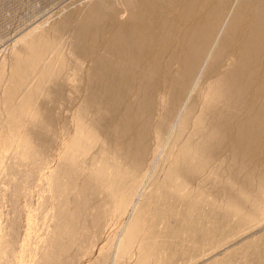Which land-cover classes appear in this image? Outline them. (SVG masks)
Masks as SVG:
<instances>
[{"label": "bare ground", "instance_id": "6f19581e", "mask_svg": "<svg viewBox=\"0 0 264 264\" xmlns=\"http://www.w3.org/2000/svg\"><path fill=\"white\" fill-rule=\"evenodd\" d=\"M87 11L77 21L71 44L74 51L86 50L87 58L91 59L85 71L87 97L84 105L91 109L100 104L103 110L90 127L88 124L85 127L81 120L77 132L83 133L84 130L85 133H94L91 139L100 136L105 141L114 139L116 149L114 151L107 147L103 150L105 155L102 159L108 168L101 163V167L90 172V175L102 176L94 181L95 184L88 185L98 192L99 186L103 187L108 196V202L97 207L92 224L97 227L99 218L108 216L110 202L118 198L119 191L126 189L129 192L127 197L119 195L120 209L136 197L132 209L134 212L138 207V212L131 214L127 222L126 236L121 240V246L125 249L131 246L143 227L150 201H153V209H156L152 211L151 221L160 216L164 218L162 222H167L176 216L178 229L183 234L198 237L202 253L244 243L237 241L264 224V172L256 178L257 171L264 166V0H99ZM61 25L55 27L56 32L53 31L58 35L54 33L55 36L51 37L56 42L64 30ZM46 35H39L28 44V57L31 59L28 66L25 67L22 59L16 61L15 78L18 81H26L37 75L39 85L50 79L60 86L61 83L64 85L65 61L60 63L56 72L53 71L58 61L57 49H53L57 47L54 46L56 43L51 45L54 40L49 44L52 47L48 46L53 56L43 63L44 55L39 47L51 42L50 36ZM76 64L74 69L78 71L81 66ZM202 86L206 88V98L201 107H196V98L191 100L190 94L195 89L199 92ZM11 89H5V103L10 107L8 124L19 118V113L15 111L19 104L14 103ZM160 91L167 96L161 101L157 99ZM36 94L37 90L34 92ZM29 95L32 96V93ZM33 115L39 119L40 111L35 110ZM107 119L109 124L106 126L104 122ZM34 127L31 131H25L33 143L43 138V133ZM113 129V134H110ZM75 136L78 137V134ZM77 137L74 141L79 146L86 136L83 141ZM151 139L156 148V152L153 150L152 153L155 159L151 161L153 164L148 162L149 167L145 168ZM85 142L81 148L91 144ZM166 147L168 151L164 158L162 152ZM35 150L32 159L38 157ZM114 153L120 154L125 164L118 163L120 156L116 157V162ZM224 153L226 157L221 159ZM73 156L69 162L72 172L70 170V180L66 181L67 188L76 187L77 176L81 173V170L78 174L79 170L75 169V161L79 164L80 157L76 160V156ZM159 156L164 159L159 160L162 163L157 167L156 159ZM218 160L220 166L214 168ZM167 161L169 164L165 169ZM155 164L156 170L159 168L163 172L162 179L157 178L155 170H151L155 169ZM53 178L56 180L54 189L56 186L60 189L62 182L59 180L62 179ZM196 182L199 189L194 191L191 186ZM210 182L212 185L208 190L205 185ZM192 191L201 193L203 197H212V202L208 200V213L196 220L190 212L176 208L177 201L186 202ZM84 192L85 188L79 189L81 199L78 198L82 202H76L74 209H69L67 196L59 192L58 200L63 206L57 204V209L63 224L57 226L55 250L52 256L47 257L45 264L55 262L58 256L77 245L78 215L84 207ZM141 199L143 202L139 208ZM219 199L222 201L217 205ZM168 227L169 233L177 237L178 233ZM143 242L154 246L146 239ZM246 242L225 259H214L212 264L264 263V237ZM142 260L139 263L144 264L146 261ZM158 262L156 264H160Z\"/></svg>", "mask_w": 264, "mask_h": 264}, {"label": "rangeland", "instance_id": "374dc122", "mask_svg": "<svg viewBox=\"0 0 264 264\" xmlns=\"http://www.w3.org/2000/svg\"><path fill=\"white\" fill-rule=\"evenodd\" d=\"M98 1L99 0H0V264L47 263V257L52 256L55 250L54 246L56 243L54 241H56L55 235L58 232L57 226L61 227L62 225L60 224H63V221L59 218L60 215L57 209V204L58 206H63L62 203H59L58 194L59 192H64V196H67L65 197L67 198L66 201L69 209H74V207H76V202L79 201V198L81 199V197L78 196L79 189L81 188H85L86 192L83 194V199L85 200L84 207L82 208L81 214L78 215L79 226L77 229L81 232H78L79 238L76 240L77 245L70 247L66 254L58 256V258L55 259V262L51 261L49 262L50 264H52V262L53 264H141L139 262H141L142 258V261H146L143 262L144 264H156L158 261L160 264H212L214 259L223 260L226 256L228 257L235 249H239V246H243L247 243L246 241L251 242L264 237V235H262L264 234L263 224L261 227L244 235L243 238H240L237 234L238 237L236 236V239L240 238L237 242H244L241 245H239V242V244L235 243L230 246L227 245L224 248L221 247V250L218 248L216 252L208 250L205 251V253H202L198 237L194 238L191 235L183 234L178 229L179 222L176 216L172 219H168L167 222H169V225H167V222H162L164 218H161L160 216L155 217L156 219L151 221L150 216L153 215L152 213L155 212L156 209H153L155 208V204L153 201H150L145 212L143 227L138 232V235L131 246H129L130 248L128 247L125 249L121 246V240L125 239L126 235L124 231L127 222L135 212H138V207L134 212L132 209L136 197L131 198V202L126 204L127 207H121L120 209V206L118 205L120 200L119 195L122 196L124 194L127 197L129 192H127L128 190L126 191V189L121 192L119 191L118 198L116 197L110 202L108 216L99 218L98 228L92 224L97 215V207L108 202V196L105 193L106 189L103 187L100 188L99 186L98 192L95 190L94 186L93 189L89 186L95 184L94 181H98L102 176H100V174L95 176L93 174L90 175V172L92 169L101 167L104 164V159H102L103 155H105L103 153L104 148L108 147L114 151H116V149H114L115 142L112 141L114 139H110L111 141H105L103 136L100 135V139H96V137H92L91 139V136L94 135V133H85L84 130H82L83 133L77 132L81 120L84 122L81 123H83L85 127L92 126L94 120L100 115L98 113L103 110V107L100 104H97L96 107L89 109V107H85L84 105L87 97V91L84 89L85 71L88 67L87 65L91 63V59L87 58L86 50L74 51L75 48L71 42L73 43L74 35L77 30V21L81 20V18H83L88 12L87 10ZM64 22L65 24H63ZM58 25H61L64 30L59 34L58 42H56L55 38L53 39L54 41L52 38L55 36L54 33L56 32L54 29L59 27ZM66 25L67 27H65ZM97 26H99V24ZM39 35L44 37L45 35L46 37L50 36L49 38L51 41L47 45H41L39 47V50H41L44 55L43 63H45V61L47 62L48 58L53 56V53L51 50L49 51V48L55 43L54 46L57 47L53 49H57L56 54L58 61L54 64L53 71H57L61 62H66H64V75H66L65 77L67 79L63 78L64 80L62 81L64 85L61 83L60 86L59 83H56L53 80L51 81V79L49 82L46 80V82L39 85L38 83L40 82L37 75L30 77V79L26 81H18L15 78L16 61L22 59V61L26 63L25 67L31 63V59L29 58L30 53H28L30 52L28 44L33 41V38L34 40L37 39ZM52 41L53 44H51ZM75 64L78 65V67L79 65L81 66L78 71L74 69ZM68 77L70 78V81ZM6 87L13 88V90H11L14 95V103L19 104L18 107H15V111L19 113V118H17L16 122H13L12 124H8L9 122L7 121V114L10 107H7V104L5 103ZM204 88L205 87L202 86L199 92L195 89L190 94L191 100L196 98V107H201L206 98V95L204 94L206 88ZM36 90L37 94L34 95ZM29 93H32V96H30ZM164 97L165 95L163 93L161 94V91L157 94V99L159 98V101L165 99L167 96ZM129 99H127L126 103L129 102ZM159 107H161V105H159ZM35 110L40 111V118L42 117V119H36L34 117L33 113ZM81 111H83V113ZM86 111L87 113H85ZM158 113L160 112L158 111ZM104 124L106 126L109 124L108 119L105 120ZM34 126H36V128ZM33 127L36 131L40 130V133H43L42 139L40 138L34 141L37 145L29 139L31 137L25 135V131H31L33 130ZM46 127L50 128L47 129ZM109 128L110 127L107 129ZM113 131L114 129L110 134H113ZM74 134H78V137ZM186 135L187 134L185 133L184 137H186ZM84 136H88V140L86 137L83 139ZM76 137L81 139V141H89L91 144L81 148V146L84 145V141L77 146V143L74 141ZM91 140H93L94 143ZM37 141L39 143H37ZM102 141L104 143L106 142L105 145H101V143H103ZM152 141L153 139L150 141L151 149L149 156H151H148L145 168L149 167L148 162L153 164V159H155V156L153 157L154 154H152L155 145ZM34 146L37 148H34ZM27 147L30 153H27ZM86 147L88 151L91 149L88 152L89 154H86ZM88 147H90V149ZM80 148L81 150L79 152ZM34 150L38 151V157L36 159H32L34 156ZM174 150L175 149H173V152ZM73 151H76V153ZM167 151V147L164 148L162 157H164L165 153L167 155ZM154 152L156 151L154 150ZM25 153L28 156L25 155ZM114 154L115 158L113 159H115L116 162L118 160L116 157L120 156L118 163L122 162L125 164L126 161L124 160L123 162L120 154ZM73 155L76 156V158H74L76 160L80 157L79 164L75 161V169L79 170L78 174L80 173V170L81 173L80 175L75 173L76 176L78 175L76 187L67 188L68 182L66 181L67 179L70 180L69 178L72 172L69 162L73 159ZM82 157L84 158L82 159ZM162 157H157V167L161 166L160 163L162 162L160 161L166 156L164 158ZM225 157L226 154L224 153L220 158L224 159ZM156 164L154 167L155 169L151 170H155L157 178L162 179L163 172L159 168L158 170L160 172L156 170ZM168 164L169 162L167 161L164 167L165 169ZM217 165L220 166L219 160L215 163L214 168H217ZM103 166L108 168L105 164ZM64 167L68 169V171L64 169ZM123 167L125 168V166ZM263 168L264 166L259 169L260 172L259 170L257 171L258 176L256 175V178H259V173L264 172ZM221 173L222 176H224L223 170ZM54 174L58 180L62 179L59 180L62 182L60 189H58L57 186L56 189H54L56 181L54 180L55 178H53L55 177ZM158 174L160 177H158ZM198 184L199 183L196 182L195 185L191 186L194 191L199 189L197 186ZM211 185L210 182L205 185V187L210 190ZM78 186L80 187L79 189H77ZM194 191H192L186 202L181 203L180 201H177L176 208L177 210L180 209V211L183 209L185 212H190L192 218L196 220L201 215H206L208 213V200L212 202V197H208V195L203 197L201 193ZM55 195L57 197H55ZM141 201L143 202V199L138 203L139 208L140 203L142 204ZM220 201L222 200L219 199L217 205H219ZM143 204L146 205L145 201ZM168 226L171 227L173 232L178 233L179 236H172L169 233L170 228ZM145 239L150 244H154V246L150 247L149 245H145L143 242ZM170 253L172 254L170 255Z\"/></svg>", "mask_w": 264, "mask_h": 264}]
</instances>
